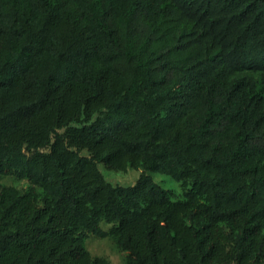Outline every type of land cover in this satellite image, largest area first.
Here are the masks:
<instances>
[{"label": "trees", "instance_id": "16d2710c", "mask_svg": "<svg viewBox=\"0 0 264 264\" xmlns=\"http://www.w3.org/2000/svg\"><path fill=\"white\" fill-rule=\"evenodd\" d=\"M6 176L0 264H264V0H0Z\"/></svg>", "mask_w": 264, "mask_h": 264}, {"label": "rangeland", "instance_id": "374dc122", "mask_svg": "<svg viewBox=\"0 0 264 264\" xmlns=\"http://www.w3.org/2000/svg\"><path fill=\"white\" fill-rule=\"evenodd\" d=\"M98 167L106 180L113 184H120L124 186L132 184L141 172V168L139 166L136 167L130 164H128L124 169L109 168L103 164H99ZM150 174L155 182L172 192V197H181L183 187L174 178L160 172H150ZM4 184H13L18 187H23L26 185V181L24 179L18 180L13 177L6 176L0 179V186ZM101 226L106 228L108 225L101 223ZM84 243L91 254L103 256L107 258L111 264L123 263L124 256L117 250L112 238H99L90 233L85 237Z\"/></svg>", "mask_w": 264, "mask_h": 264}]
</instances>
